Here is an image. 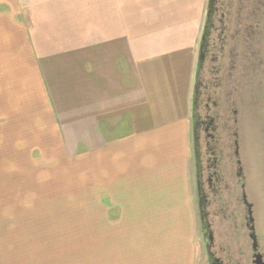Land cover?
Returning a JSON list of instances; mask_svg holds the SVG:
<instances>
[{"label": "crops", "instance_id": "1", "mask_svg": "<svg viewBox=\"0 0 264 264\" xmlns=\"http://www.w3.org/2000/svg\"><path fill=\"white\" fill-rule=\"evenodd\" d=\"M207 5L0 0V124H28L9 126L7 145L36 167L19 134L46 124L59 168L84 157L86 185L102 194L95 207L109 209L96 221L102 257L115 254L117 264L130 255L133 264L161 259L167 243L173 255L175 241L180 254L191 251L198 203L190 115Z\"/></svg>", "mask_w": 264, "mask_h": 264}, {"label": "flooded vegetation", "instance_id": "2", "mask_svg": "<svg viewBox=\"0 0 264 264\" xmlns=\"http://www.w3.org/2000/svg\"><path fill=\"white\" fill-rule=\"evenodd\" d=\"M210 4L192 111L202 234L209 264H256L243 194L264 261V0Z\"/></svg>", "mask_w": 264, "mask_h": 264}, {"label": "rangeland", "instance_id": "3", "mask_svg": "<svg viewBox=\"0 0 264 264\" xmlns=\"http://www.w3.org/2000/svg\"><path fill=\"white\" fill-rule=\"evenodd\" d=\"M208 7L209 3L206 10ZM16 79L22 88L21 76ZM29 86H24L23 92L27 93L33 88ZM190 118L192 121V113ZM17 125L0 124V264H7L4 260L8 264H117L115 254L102 257V234L97 231L96 221L102 217L103 210L104 216L109 218V209L95 207L98 205L96 196L102 197V194L86 185L85 161L81 159L84 157L65 163L68 166L71 164V168H59L61 162L49 159L58 150L47 141L53 134L46 124H36L35 131L29 130L33 133L22 131L19 134V138L30 140V149L34 155H38V159H35L37 167L28 162L25 166V159L20 160V151L7 145L9 126L13 131ZM27 125L18 126L23 129ZM190 125L193 139V124ZM125 197L126 194H122V198ZM118 210L127 217L132 215L122 208H113V213H110L116 215ZM11 218L28 221L22 227V223L11 224ZM127 227L133 229V226ZM202 233L198 216L189 253L180 254L178 247L182 242L175 241L171 242L176 250L173 255L170 254L171 250H166L165 247H171L167 243V246L158 249L161 259L152 257L150 260L148 256L147 261L141 264H209ZM97 234L99 236L96 237ZM27 243L28 247L25 246ZM92 246L96 248L92 250ZM146 250V253H150L148 247ZM131 260L130 255L126 256L125 263L123 260L120 262L133 264Z\"/></svg>", "mask_w": 264, "mask_h": 264}, {"label": "water", "instance_id": "4", "mask_svg": "<svg viewBox=\"0 0 264 264\" xmlns=\"http://www.w3.org/2000/svg\"><path fill=\"white\" fill-rule=\"evenodd\" d=\"M212 1L213 0H210L209 3H211ZM210 6H211V4H210ZM210 10L211 9L209 8L208 14H209ZM207 40L208 39L205 40V44H207ZM195 157H196V159L198 158V154H197L196 150H195ZM243 198H244L245 205H246V211L248 213V220H249V224L248 225H249V228H250V230L252 232L251 237L254 239L253 250H254V256H255V259H256L255 263L256 264H264L263 257L258 252L257 235H256V232H255L254 217L252 215V207H253V205L249 202L246 192H244ZM201 215H202V218L205 219V221L208 220L206 206L201 208ZM202 224H203V226L204 225L206 226L204 221L202 222ZM250 225H252V226H250ZM203 233H204V231H203ZM204 235H205L204 239L206 240L207 243H209V244L213 243V233L212 232H208L206 230Z\"/></svg>", "mask_w": 264, "mask_h": 264}, {"label": "bare ground", "instance_id": "5", "mask_svg": "<svg viewBox=\"0 0 264 264\" xmlns=\"http://www.w3.org/2000/svg\"><path fill=\"white\" fill-rule=\"evenodd\" d=\"M260 184V183H259ZM259 187V186H258ZM236 233V232H235ZM226 240V239H225Z\"/></svg>", "mask_w": 264, "mask_h": 264}]
</instances>
